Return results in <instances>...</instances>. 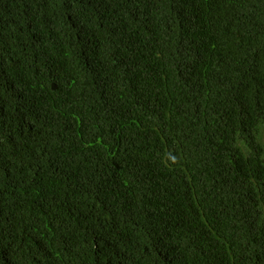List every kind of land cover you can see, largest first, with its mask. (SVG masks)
Masks as SVG:
<instances>
[{"label": "trees", "instance_id": "1", "mask_svg": "<svg viewBox=\"0 0 264 264\" xmlns=\"http://www.w3.org/2000/svg\"><path fill=\"white\" fill-rule=\"evenodd\" d=\"M263 124L264 0H0V264H264Z\"/></svg>", "mask_w": 264, "mask_h": 264}, {"label": "rangeland", "instance_id": "2", "mask_svg": "<svg viewBox=\"0 0 264 264\" xmlns=\"http://www.w3.org/2000/svg\"><path fill=\"white\" fill-rule=\"evenodd\" d=\"M259 141L261 142L264 148V124L259 127Z\"/></svg>", "mask_w": 264, "mask_h": 264}, {"label": "clouds", "instance_id": "3", "mask_svg": "<svg viewBox=\"0 0 264 264\" xmlns=\"http://www.w3.org/2000/svg\"><path fill=\"white\" fill-rule=\"evenodd\" d=\"M131 20H133L134 22H135V25H136V27H137V21L133 18V17H131V16H128ZM130 42V41H129ZM129 42H127L126 43V45H131V43H129ZM111 50L112 51H114V48H111ZM115 52V51H114ZM113 52V53H114ZM149 80H151L150 78H149ZM54 84H51V88H52V86H53ZM55 86V85H54ZM112 87H113V84H112ZM56 89V87L53 89L52 88V90H55ZM140 92H142L143 90H139Z\"/></svg>", "mask_w": 264, "mask_h": 264}, {"label": "bare ground", "instance_id": "4", "mask_svg": "<svg viewBox=\"0 0 264 264\" xmlns=\"http://www.w3.org/2000/svg\"><path fill=\"white\" fill-rule=\"evenodd\" d=\"M109 3V2H108ZM113 3V2H112ZM110 5V4H109ZM114 7V6H113ZM99 8V7H98ZM118 11V10H117ZM99 59V58H98ZM102 59V58H101ZM95 60V59H94ZM132 67V66H131ZM122 72V71H121Z\"/></svg>", "mask_w": 264, "mask_h": 264}, {"label": "water", "instance_id": "5", "mask_svg": "<svg viewBox=\"0 0 264 264\" xmlns=\"http://www.w3.org/2000/svg\"><path fill=\"white\" fill-rule=\"evenodd\" d=\"M52 88L54 89V88H55V86L53 85V86H52Z\"/></svg>", "mask_w": 264, "mask_h": 264}]
</instances>
